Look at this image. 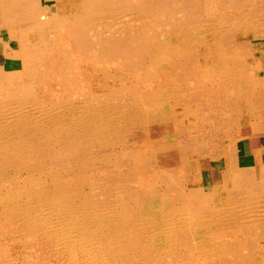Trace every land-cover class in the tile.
Masks as SVG:
<instances>
[{
  "label": "bare ground",
  "instance_id": "1",
  "mask_svg": "<svg viewBox=\"0 0 264 264\" xmlns=\"http://www.w3.org/2000/svg\"><path fill=\"white\" fill-rule=\"evenodd\" d=\"M130 1H133V5L136 10H141V9L151 10L152 3L150 2V0H130ZM178 2L179 1H177V3ZM256 2L258 4V0ZM115 7H117L116 0H0V48L3 47L2 55H0V159L1 157H3L4 159L3 156L4 152L7 153L11 150L14 155H17L19 153L16 152L17 148L25 145L24 144L25 142H23L24 140L23 137L25 136L26 133L28 134L29 131L34 132L33 134L38 138L44 139L43 142L46 143L56 134L57 135L59 133L60 135L61 134L66 135L67 133L71 134V132H69L70 130L72 129L76 130V128H81L84 130V133L88 135V137L89 136L91 137V140L94 141L93 144L95 142H102L110 150V153L108 154V158L106 160L107 164L110 163V165H112V162L114 161L118 162L119 160H123V159L126 162H129L127 163V165L129 166V170L127 168V171H129L130 176L134 179V184L131 187L130 184L128 185V183H126L127 181H125V179L119 177L118 182H121V187H124L125 189V195L123 197L113 198L110 200V202L108 200L109 203L107 205L102 203V201H98L99 200L98 199L95 200V204H92L94 206L91 209L89 207L88 208L85 207L87 209H85L83 212L81 211L83 210L81 208H80L81 212L79 211L76 212L77 210L75 211L74 209L71 208V207H75V204L74 206H71L70 204L71 207H69L68 209H63L64 205L63 207L60 206L59 203L55 205L54 201L57 202V199H54L53 201L54 204L45 202L47 201V199L44 198L43 195L44 192L42 189H40L42 191H39L38 188L40 184L39 182L41 181V178H43L44 175L39 177L31 176L29 178V181L31 182L30 184L31 188L29 187L28 189L29 194L24 196L20 187V185H22L21 183L24 182L21 179L22 175L20 178L12 170L6 169V172H8L7 174L9 175V177L6 174L5 177L2 179V181L9 182V185H7L6 187L5 186L1 187L0 185V211H3V213L5 212L4 214H6V209H9L10 213L12 211V219L10 215H7L8 218L7 219L5 218L3 220L4 222L2 221L0 224V264H59L55 262V258H53L54 261L49 260L50 263L48 262V260L45 261L46 259L41 260L37 257L30 258L31 256L30 257L26 256V254H28L27 251L26 254H24V257H22V261H20L19 263L17 262L16 259L19 257V254L17 253L18 251L17 249H22V251L28 249H34V247H30L31 245L27 246L26 243H24L25 245L19 246L18 243H21L20 239H22L24 235L30 237L31 234H34L35 232L37 233L38 231H39L38 234H40L43 240L46 241L50 240V242L54 243V244L51 243V246L53 245L58 250L64 249V251L68 255V262H69L68 264H75V263L76 264L79 263L119 264L122 258H124L125 256H128L129 258L130 255H134V254H140L142 256L141 258L143 259V261H145L147 264L148 263L151 264H264V237L259 236L261 235L260 232L259 235L257 236L254 232V229H256L255 227H258L259 230L264 231L263 228L264 227L263 226L264 194L261 198H259L256 193L259 192L256 188L257 187L256 183H258L256 181L258 179H259L258 181H260L261 179L263 181L264 179V164H261L259 169H257L256 162L254 160L255 158L253 159L251 164L248 165L242 164V162L240 161L241 153L239 146L245 140H248L251 146V142L249 140L250 138L248 136H244L245 134L244 130L247 129L248 127L255 135L258 134L259 132H264V117L261 118L260 116V113L263 114L264 112V105H254L250 103V97L253 96L258 90L264 89V76L263 75L259 76L258 74L259 71L260 73L261 70L264 71V63L258 62L256 60L253 61L251 60L247 62V60H245V58L241 56V58L246 61L245 66L244 65L242 66L241 64L236 65V61L237 59H240L239 58L240 55L237 53L233 55L234 56L233 57L231 53L232 57L225 59V56L221 55L224 51L218 53L221 55L218 56H220V58L223 59L218 61V59L215 60L211 59V57L209 56L210 55L209 52L211 51L206 52L202 48L199 49L197 48L198 51L195 50L196 51L195 54H197L199 58H197L196 59L197 61L195 60V63H193L194 64L193 67L195 69L193 73H195L196 76L200 74V77H202V82L200 81L195 83L193 81L191 82V80L190 82L185 80V83L188 82L186 86L179 87V86H183L182 85L183 83H180L181 85H178L176 83L177 81H175V78L173 79L172 77H170V74L172 72L171 60L174 63L176 59H181L183 57L185 58L186 57L185 53L187 49L186 51L183 50L185 51V53L182 52L181 45L179 47L181 49L180 50L177 46L179 42L177 43V41L171 39L172 37L171 35L170 39H168L167 41L168 45H166L169 48L166 51L159 52L158 56H156V58L153 59L154 63L153 64H151L152 62L150 63L151 65L148 68V73L150 76L148 77V79H146L145 76L144 78L142 76H139L140 78L142 77L143 80L142 83L144 87L142 88V90L143 89L146 90L148 87H150L151 84H153V82H156V80L161 82V84H163L164 87L162 88L153 87L150 88V90H146L147 93L145 95L142 94L140 96L142 97V99L136 100L135 102L136 104L134 105L133 110L131 108L132 110L131 112H129L130 110H127L126 108L127 106H126L122 109L118 108L117 112H108L107 114H105L104 117L103 115L104 112L102 113L101 110L97 106H95V104L92 105L91 102L88 103L85 102L84 100L82 101V103L80 102L81 104L79 106L77 105L78 107L72 104L68 105L67 107L65 106L66 109L65 112L63 113V116L62 114L56 115L57 113L54 116L55 111L52 112L51 110H47V108L42 109L44 108L43 100L46 99H42V101H37V102L35 100L34 102V100L30 99V96L26 97L27 93L30 92L31 88L35 86L34 81H32L34 77L38 76V78L41 79V77L43 76L44 72L47 70V67L50 64L52 66V69H55L52 62H47L46 60L48 55L47 52L49 48L54 50L55 51L54 54H56L57 52L56 50L63 47L64 54L60 56L61 59L56 60L58 61L57 64H54L56 69L59 70V71L57 70L58 73L63 75L62 83L60 82L61 86L65 82L64 78L70 76L71 72L75 69L76 70L79 69L78 74L81 75L80 77H82L84 82H88L93 78L94 74H93L92 64L96 63V58L94 57L96 56L95 53H97V51L94 50V54H95L94 55L92 54L93 50L91 51V48H88V50H90L89 52H92L90 56L94 55L92 57H88L87 50L85 51L84 49H80L79 46H74L72 45V43H68L69 41L67 42L66 39H71L69 36H67V34L69 33L72 36V38H74L73 36L80 37L79 33L86 32L87 34V31L91 30L96 25L101 24L103 20L104 22H106L105 20H108L112 14L117 13L119 10H115ZM179 9L181 8L179 7ZM185 13H187V11ZM150 17L147 14H142L136 19H130L129 22L123 21L121 27L122 30L121 29L120 30L122 32L123 31L129 32V30H131V27L137 23L139 24L140 22H144V20L150 22L152 20V18ZM189 19L188 21H191L190 17ZM213 19L215 20V18ZM225 21L226 20H224V22ZM61 23L67 24V27L65 28L64 31H59L58 29V26ZM129 23H131L132 26H130ZM101 28H103V30L107 32L108 29L112 28V25L110 27L109 24H107ZM153 28H155V26ZM176 28L177 27H174L173 30H176ZM146 29L147 28H145V30ZM143 30H142V34L143 32L145 33V30L144 31ZM207 30H204L199 33H197L198 30H196L197 31L196 32L197 40H195L196 43L197 42L200 44L202 43V45L204 46H209L210 44L211 45L213 44L214 41H212V37L208 35L209 33L207 32ZM136 31H134L135 32L134 34H137ZM74 33H76L77 35ZM100 33L102 32L100 31ZM242 35L244 36V33L241 34V36ZM115 36L118 35L116 34ZM204 36H206V38L208 39L207 42ZM98 37L99 40L101 41V35ZM92 38L93 37H91L90 39ZM115 39H117V37ZM97 40L96 41L94 40L95 43L97 42ZM148 41H150V38ZM215 41H216L215 43L217 44V40ZM102 43L100 44V46L102 45ZM150 45L153 46V44ZM96 47L94 49H96ZM138 47L139 48L137 49L139 50L140 45ZM211 49L212 48H210V50ZM259 49H260L259 46H257L254 49V51L259 53L260 51ZM122 50H125L123 49V46H122ZM195 51H192V53ZM136 52L137 51H135V53L133 52L134 55L136 54ZM212 52H214V50ZM124 55L126 54L124 53ZM141 56L143 57V55ZM169 56L170 58H168ZM72 57L81 58V59L79 58L78 61L80 66L78 65L77 67H73L76 63L72 62ZM116 58L117 57H115V59ZM5 59L8 60L10 59L19 62L20 66H18L17 69L15 70L7 71L3 66ZM75 60H77V58ZM124 62L125 61L123 60V64ZM126 65L128 66V64ZM144 65H140V66L143 67ZM94 66H97V64L96 65L94 64ZM130 66L132 67L133 65L131 64ZM144 71L145 73L147 72L146 70ZM188 71L189 69L187 70V72ZM134 74H136V72ZM117 75L120 85L119 88L115 89L116 91L115 96L118 97L122 93L132 94L136 96L135 95L136 89L134 90V88H131V86L127 85L128 84L127 81H125L123 78L121 79L122 76H120L119 72H117ZM28 77L29 78L33 77V78L28 80ZM139 77L137 76V78ZM75 79L73 78L74 81ZM106 83L108 82H105V84ZM98 84L100 83L97 82V84L95 85L98 86ZM55 86L58 85L56 84ZM121 86L124 87V88L122 87V90L120 88ZM106 88L107 87H104L103 90L104 92L106 91ZM78 91L77 93H79ZM47 93H49V91L46 92V94L44 92L43 95L44 97L43 96L42 97L46 98V95L48 97ZM68 93L70 92L68 91ZM85 97L87 98V96H84L83 98ZM122 98L123 100H125L124 97ZM49 99H52V97ZM173 101H175L176 110L173 113H171L172 110L171 103ZM180 101H182V103L184 101L185 104L195 107H197V105H200V102L204 101L205 103H208L205 105L206 108L208 109L207 114L205 113V111H201L199 112L198 116L195 115V113H194L195 116H190L194 118H188V116L185 117L183 113L179 112L183 108H181L180 110L178 109V107L181 104ZM237 102H239L240 104H238ZM130 103H128L127 105H129ZM132 104H133V100H132ZM202 105L204 104L202 103ZM125 117H128L126 119H128L129 122L133 125L132 127L136 125H142L143 127L147 126L150 131L147 135V138L144 141L145 143L142 149H132V150L129 149L123 154H121L120 152L118 153L114 150L115 149L114 144L117 146L116 143L119 141L120 138H122L121 136L125 132L123 128L121 131V127H120L119 129L120 133H119L116 127L118 121L123 118L125 119ZM187 119L189 120V122L187 123L190 124L189 127L190 129H188L187 131H182V136H180L179 128L181 127V125H183L186 122ZM162 121H164V124L165 122H167L168 124L173 123V128L169 131V134L164 133V130L161 127L162 124L160 125ZM204 121L205 123H203ZM197 122L201 125V127L198 130L194 129L195 125H197ZM208 123L209 124L211 123L210 124L211 126H213L214 124L216 129L211 130L210 128V130H207L206 126L208 125ZM213 131H215L219 136H222L226 143L223 142V144L221 143L220 145L219 143L214 144L212 141H215V139L213 140V137H211L213 136L212 133ZM184 135L187 136V142L189 144H186L183 141H181ZM42 139H40V141ZM72 140L74 139L72 138ZM118 146H119V142H118ZM46 153H48L49 155V152ZM86 153H88V151ZM65 154L66 153H64V155ZM66 156H68V153L66 154ZM92 156L93 154L91 155V157ZM207 160L209 161L210 168L208 170H204L203 162ZM27 164L31 165L29 163ZM94 164L96 165V163ZM132 164L138 165L137 166L138 169L137 168H136L137 170L133 169ZM68 166L70 167V165ZM148 167H152L153 170L151 171L150 168ZM1 169L3 170V168ZM217 170H219L220 172L219 173L220 180L218 182H215L213 178V172ZM49 171L52 172L51 170ZM204 171H210L212 174L211 177L212 184L210 185V187L204 182V178H203ZM12 172L14 173V175H12ZM37 172L39 173V171ZM233 174L236 175V178H232ZM45 177H47L48 180L56 179V177L52 173L46 174ZM95 177H93V180L95 179ZM102 177L104 176L102 175ZM25 180H27V178ZM71 180L75 181L73 178ZM198 181H202L203 183L201 185L202 189L200 190L198 189V187L200 186H195V183H197ZM235 182H237V184H239V187H241L239 188L241 193L239 194V197L236 198H240V199L245 198L252 200V203L246 206L245 208L242 207L237 208L235 205H233L234 196L232 192L235 189L234 188ZM75 186L77 187V185ZM89 186L90 185H88V187ZM80 188L78 187L79 191ZM208 188L210 189V191H207ZM61 189L63 188L61 187ZM41 198L42 200L39 203L38 202L30 203L32 199L38 200ZM74 198L76 200V197ZM10 219L12 220L13 226L17 227V230L23 232L24 234L23 236L21 235L19 238L18 236H16V238H12L13 239L12 245H11L12 242L8 243L6 239L7 238L6 235L9 236L14 233V229L12 228L10 229V226L7 224L10 221ZM4 223L6 225H2ZM229 232L232 234L229 235L228 234ZM33 236H31V238ZM29 237L27 238V240L29 239ZM37 237H34V239ZM23 241L25 240L23 239ZM39 248H41V246ZM50 249L51 248H49V250ZM60 255H65V254L61 253ZM64 257L65 256H63V258ZM79 260H81L82 262H79ZM175 260L177 261V263L175 262ZM122 264L124 263L122 262Z\"/></svg>",
  "mask_w": 264,
  "mask_h": 264
},
{
  "label": "rangeland",
  "instance_id": "2",
  "mask_svg": "<svg viewBox=\"0 0 264 264\" xmlns=\"http://www.w3.org/2000/svg\"><path fill=\"white\" fill-rule=\"evenodd\" d=\"M117 1V7H115V10H119L117 13L112 14L110 16V18L108 20H105L106 22H104V20L101 22V24L96 25L94 28H92L91 30L83 33H79L80 37H76L73 36L74 38H72V36L68 33L67 36H69L71 39H66L68 43H72V45L74 46H79L80 49H84L85 51L87 50L88 52V57H92L96 54V56L94 58H96V63H93V78L88 81V82H84L82 77H80L81 75L78 74V70H73L71 72L70 76H67L64 78L65 82L62 84V86L60 85L62 83L63 80V75L58 73V69H56L54 64H57L58 61H56L57 59H61L60 56H62L64 54L63 51V47L58 50H56V54H54V50L52 49H48L47 52V62H52L53 66L55 69H52L51 64L47 67V70L44 72L43 76L40 78L37 77H28V80L32 79V81H34L35 86L33 88H31L30 92L27 93L26 97L30 96L31 100H36L37 101H42V99H46L43 100V107L42 109L47 108V110H51L52 112H54V116L56 115H61L63 116V113L65 112V109L68 105H75V106H79L82 101L85 100V102H91L92 105L95 104V106H97L101 112L103 113L104 117L105 114H107L108 112H117L118 108H124L126 107L127 110H130L129 112H131L134 108V105L136 104V100H140L142 99V97H140L142 94H146L147 91L146 90H150V88L156 87V88H162L164 87L163 84H161V82H159L158 80H156V82H153V84L150 85V87H148L146 90H142V88L144 87L143 83H142V77L146 79H148V77L150 76L148 73V68L151 64L154 63V60L156 58V56H158L159 52L161 51H166L169 47L166 46L168 45V39H170L171 35V39L177 41V46L178 48L181 45V49L182 52L185 53L186 49V53H185V58H181V59H176L174 61V63L171 60V64H172V72L170 74V77H172L173 79L175 78V81H177L176 83L178 85H181L180 83H183V86H179V87H185L186 84L188 82H202V77H200V74H198L196 76L195 73H193L195 71L194 69V64L195 60L197 58H199V56L196 53V51H198L199 48H202L203 50L207 51H211L209 52V56L211 57V59H218V61L223 60L220 58L221 55L225 56L226 58H230L235 54H239L240 55V59H237L236 61V65L241 64L242 66H245V60H247V62L249 61H253L256 60L258 62L264 63V0H258V4H257V0H150V2L152 3V7L151 10H136L134 8L133 5V1L130 0H116ZM177 1H179L177 3ZM221 1V2H219ZM223 1V2H222ZM232 1V2H231ZM121 2V3H120ZM132 2V3H131ZM240 2V3H239ZM119 3V4H118ZM177 3V4H176ZM220 3V4H219ZM185 4V5H184ZM242 4V5H241ZM263 4V5H262ZM178 5V6H177ZM163 6V7H162ZM186 6V7H185ZM220 6V8H219ZM179 7L181 9H179ZM134 8V9H132ZM160 8V9H159ZM165 8V9H164ZM175 8V11H174ZM218 8V9H217ZM130 9V10H129ZM159 9V10H157ZM164 9V10H163ZM200 9V10H199ZM181 10V11H180ZM131 11V12H130ZM160 11V12H159ZM166 11V12H165ZM187 11V13H185ZM181 12V13H179ZM205 12V13H204ZM125 14V15H124ZM132 14V15H131ZM142 14H147L150 18H152V20L150 22H148L147 20H144V22H140L139 24H135L132 26L131 23L130 26L131 30H129V32H122L121 27H122V23L123 21L129 22L130 19H136L137 17H139ZM167 16H166V15ZM179 14V15H178ZM184 14V15H183ZM202 14V15H201ZM164 15V16H163ZM170 15V16H169ZM173 17H172V16ZM178 15V16H177ZM206 15V16H205ZM223 15V16H221ZM115 16V17H113ZM117 16V17H116ZM128 16V17H127ZM166 16V18H165ZM186 16V17H185ZM188 16V18H187ZM192 16V17H191ZM202 16V17H201ZM124 17V18H123ZM189 17L191 18V21H188ZM186 18V19H185ZM193 18V19H192ZM215 18V20L213 19ZM112 19V20H111ZM154 19V20H153ZM161 19V22H160ZM195 19V20H194ZM203 19V21H202ZM117 20V21H116ZM120 20V21H119ZM165 20V21H163ZM190 20V19H189ZM205 20V21H204ZM208 20V21H207ZM222 20V21H221ZM224 20H226L224 22ZM250 20V21H249ZM109 23H108V22ZM113 21V22H112ZM163 21V22H162ZM168 23H167V22ZM173 21V22H172ZM188 21V22H186ZM198 21V23H197ZM210 21V22H209ZM218 21V23H217ZM172 22V23H171ZM181 22V24H180ZM191 22V24H190ZM195 22V23H194ZM208 22V23H206ZM224 22V23H223ZM228 22V23H227ZM247 22V23H246ZM250 22V23H249ZM112 23V24H111ZM118 23V24H117ZM163 23V24H162ZM165 23V24H164ZM171 23V24H169ZM187 23V24H185ZM205 23V24H204ZM213 23V24H212ZM215 23V24H214ZM220 23V24H219ZM227 23V25H226ZM237 23V24H236ZM104 24V25H103ZM109 24V26L112 28L108 29L107 32H105V30H103V26ZM202 26H201V25ZM223 24V25H222ZM235 24V25H232ZM245 24V25H244ZM101 25V26H100ZM116 25V26H114ZM160 27H159V26ZM165 25V27H164ZM168 25V26H167ZM209 25V26H208ZM214 25V26H212ZM254 25V26H252ZM98 26V27H97ZM129 26V27H130ZM147 26V27H146ZM151 26V27H150ZM155 26V28H153ZM171 28H170V27ZM182 26V27H181ZM199 26V27H198ZM207 26V27H206ZM211 26V27H210ZM67 27L66 23H61L58 26L59 31H64L65 28ZM117 27V28H116ZM167 27V28H166ZM174 27H177L176 30H173ZM184 27V28H183ZM196 27V28H195ZM253 27V28H252ZM255 27V28H254ZM97 28V29H96ZM135 28V29H134ZM139 28V29H138ZM145 28H147L145 30ZM149 28V29H148ZM160 28V29H159ZM188 28V29H187ZM194 28V30H193ZM214 28V31H213ZM233 28V29H232ZM238 30H237V29ZM116 29V30H115ZM121 29V30H120ZM145 30V33L143 32L142 34V30ZM155 29V30H154ZM182 29V30H181ZM187 29V30H186ZM208 29V30H207ZM112 30V31H111ZM138 32H137V31ZM143 30V31H144ZM166 30V32H165ZM198 30V32L196 31ZM204 30H207V32L209 33L208 35H210V37H212V41L213 44L210 46H204L202 45V43H196L195 40H197V33L202 32ZM251 30V31H250ZM100 31L103 33H100ZM136 31L137 34H134ZM152 31V32H149ZM158 31V32H156ZM161 31V32H160ZM174 31V32H173ZM188 31V32H187ZM195 31V32H194ZM246 31V32H245ZM90 34H89V33ZM120 32V33H119ZM122 32V33H121ZM140 32V33H139ZM197 32V33H196ZM234 32V33H233ZM239 32V33H238ZM108 35H107V34ZM129 33V34H127ZM156 33V34H155ZM162 33V34H160ZM171 33V34H170ZM184 33V34H183ZM215 33V34H214ZM217 33V34H216ZM222 33V34H221ZM232 33V34H230ZM244 33V36L241 34ZM253 33V34H252ZM76 34V33H74ZM83 34V35H82ZM89 34V35H88ZM106 34V35H105ZM118 36H115V35ZM123 34V35H121ZM133 34V36H132ZM150 34V35H149ZM156 36H154V35ZM238 34V35H237ZM252 34V35H251ZM77 35V34H76ZM101 35V41L99 40V37ZM139 35V36H138ZM180 35V36H179ZM186 35V36H185ZM189 35V36H188ZM108 36V37H106ZM121 36V37H120ZM132 36V38H131ZM162 36V38H161ZM185 36V37H184ZM188 36V37H187ZM196 36V37H195ZM221 38H219V37ZM230 36V37H229ZM233 36V37H232ZM91 37H93L92 39H90ZM95 37V38H94ZM105 37V38H104ZM117 37V39H115ZM137 37V38H136ZM152 37V38H151ZM156 39H155V38ZM165 37V38H163ZM183 37V38H182ZM206 38V36H204ZM225 39H224V38ZM238 37V38H236ZM241 37V38H240ZM150 38V41H148ZM154 38V40H153ZM98 39V40H97ZM107 39V40H106ZM110 39V40H109ZM112 39V41H111ZM115 39V40H113ZM123 39V40H121ZM126 39V40H125ZM129 39V40H128ZM136 39V40H135ZM140 39V40H139ZM160 39V40H159ZM179 39V40H178ZM184 39V40H182ZM243 39V40H242ZM252 39V40H251ZM97 40V42L95 43V41ZM106 40V41H105ZM134 40V41H133ZM166 40V41H165ZM189 40V41H188ZM217 40V44L215 43ZM223 40V41H222ZM105 41V42H104ZM126 41V42H125ZM141 41V42H140ZM153 41V43H152ZM162 41V44H161ZM165 41V42H164ZM195 41V43H194ZM208 41V39L206 38V42ZM221 41V42H220ZM91 42V43H90ZM99 42V43H98ZM104 42V43H102ZM114 42V43H113ZM134 42V43H133ZM156 42V43H155ZM167 42V43H166ZM186 42V43H185ZM189 42V43H188ZM223 42V43H222ZM57 43V42H56ZM98 43V44H97ZM102 43V47L100 46V44ZM106 43V44H105ZM110 43V45H109ZM132 43V44H131ZM149 43V44H148ZM164 43V45H163ZM215 43V44H214ZM116 44V45H114ZM127 44V45H126ZM150 44H153V46H151ZM193 44V45H192ZM85 45V46H84ZM113 45V46H112ZM126 45V46H125ZM133 45V46H131ZM140 45V49L138 50L137 48H139L138 46ZM160 45V46H159ZM201 45V46H200ZM206 45V44H205ZM97 46V47H96ZM105 46V47H104ZM109 46V48H108ZM122 46L123 49L122 50ZM190 46V47H189ZM192 46V47H191ZM220 46V47H219ZM259 46V53L255 52L254 49ZM96 47V49H94ZM113 47V48H112ZM133 47V48H132ZM150 47V48H149ZM214 47V48H213ZM219 47V48H217ZM228 47V48H227ZM237 47V48H236ZM88 48H91V51L93 52H89L90 50H88ZM102 50H100V49ZM132 48V49H131ZM198 48V49H197ZM210 48H212L210 50ZM1 49V48H0ZM105 49V50H103ZM131 51H130V50ZM180 49V48H179ZM180 49V50H181ZM208 49V50H207ZM219 49V51H218ZM94 50L97 51V53L94 54ZM110 50V51H109ZM122 50V51H121ZM129 50V51H128ZM134 50V51H133ZM157 50V51H156ZM185 50V51H183ZM195 51L192 53V51ZM214 50V52H212ZM52 51V52H51ZM109 51V52H108ZM120 51V52H119ZM136 52V56L134 55V53ZM142 51V52H141ZM224 51V52H223ZM130 52V53H129ZM134 52V53H133ZM139 52V53H138ZM141 52V53H140ZM152 52V53H151ZM217 52V53H216ZM219 52H223L221 55L218 54ZM234 52V54H233ZM59 53V54H58ZM90 53V54H89ZM92 54V56H90ZM107 53V54H105ZM113 53V54H111ZM124 53L126 55H124ZM128 53V54H127ZM145 53V54H144ZM194 55H192V54ZM232 53V56H231ZM263 53V54H262ZM61 54V55H60ZM104 54V55H103ZM117 54V56H116ZM120 54V55H119ZM123 54V55H122ZM150 56H149V55ZM154 54V56H153ZM212 54V56H211ZM225 54V55H224ZM55 55V56H54ZM107 55V56H106ZM119 55V57H118ZM143 55V57L141 56ZM146 55V56H144ZM214 55V56H213ZM220 55V56H218ZM244 55V56H243ZM127 56V57H126ZM135 58H133V57ZM191 56V57H190ZM198 56V57H195ZM244 57V59L241 58ZM53 57V58H52ZM60 57V58H59ZM100 57V59H99ZM115 57H117L115 59ZM123 57V58H122ZM165 57V55H164ZM193 57V58H192ZM234 57V56H233ZM249 57V58H248ZM55 58V59H54ZM73 58H77V60L73 59ZM80 58V57H79ZM79 58L78 57H72V62L76 63L73 67H77L79 65ZM98 58V59H97ZM120 58V59H119ZM125 58V59H124ZM139 58V59H137ZM170 58V56L168 57ZM259 58V60H258ZM49 59V60H48ZM54 59V60H53ZM81 59V58H80ZM129 59V60H128ZM173 59V58H172ZM183 59V60H182ZM191 59V61H190ZM123 60L125 61L123 64ZM136 60V61H134ZM139 60V61H138ZM152 60V61H151ZM193 60V61H192ZM242 60V61H241ZM85 61V60H84ZM107 61V62H106ZM122 61V62H121ZM127 61V62H126ZM142 61V62H141ZM197 61V60H196ZM55 62V63H54ZM78 62V63H77ZM86 62V61H85ZM111 62V63H110ZM138 62V63H137ZM152 62V63H151ZM238 62V63H237ZM240 62V63H239ZM244 64H243V63ZM87 63V62H86ZM118 63V64H117ZM128 64V66L126 64ZM151 63V64H150ZM185 63V64H184ZM94 64L97 66H94ZM133 65L132 67L130 65ZM145 64V65H144ZM174 64V65H173ZM110 65V66H108ZM113 67H112V66ZM140 65H144L143 67ZM148 65V66H147ZM176 65V66H175ZM185 65V66H184ZM259 65V64H258ZM20 66V63H11L9 65H7V68L10 69L12 67H18ZM80 66V65H79ZM126 66V67H125ZM260 66V65H259ZM141 67V68H140ZM183 67V68H182ZM134 68V69H133ZM189 69V71L187 72V70ZM260 68V67H259ZM100 69V70H99ZM131 69V70H130ZM133 69V70H132ZM53 70V71H52ZM58 70V71H57ZM109 70V71H108ZM112 70V71H111ZM143 70V71H141ZM146 70L147 72L145 73ZM100 71V72H99ZM115 71V73H114ZM122 71V72H121ZM126 71V72H125ZM174 71V73H173ZM178 71V72H177ZM51 72V73H50ZM54 72V73H53ZM98 72V73H97ZM109 72V73H108ZM117 72H119L121 79L123 78L125 81H127V85L131 86V88H134L135 90V95L132 94H126V93H122L120 96L116 97L115 96V89L119 88L120 82L118 80V75ZM136 72V74H134ZM141 75H140V73ZM58 73V75H57ZM75 73V74H74ZM129 73V74H127ZM262 73V74H261ZM258 72L259 76H264V71L261 70ZM52 74V75H51ZM99 74V75H98ZM113 74V75H111ZM126 74V75H125ZM144 74V75H143ZM148 74V75H147ZM175 74V75H174ZM76 77H75V76ZM174 75V76H173ZM50 76V77H49ZM109 76V77H108ZM126 76V77H125ZM128 76V77H127ZM136 76V77H134ZM137 76H142L141 78H137ZM177 76V77H176ZM180 76V77H179ZM78 77V79H77ZM80 77V78H79ZM131 77V78H130ZM58 78V79H57ZM73 78L75 79V81L73 80ZM104 78V79H103ZM69 79V80H68ZM108 79V80H107ZM137 79V80H136ZM179 79V80H178ZM193 79V80H192ZM54 80V81H53ZM79 82H77V81ZM103 80V81H102ZM140 80V81H139ZM185 80L188 81L187 83H185ZM135 81V82H134ZM137 81V82H136ZM140 83H139V82ZM181 81V82H180ZM61 82V83H60ZM79 84H77V83ZM82 82V83H81ZM97 82H99L100 84H97ZM104 85H103V83ZM105 82H108L105 84ZM134 82V83H133ZM54 83V84H53ZM58 86H55L56 84ZM59 83V84H58ZM90 83V85H89ZM138 85H137V84ZM48 84V85H45ZM84 84V85H83ZM87 84V85H86ZM92 84V85H91ZM50 85V86H49ZM72 85V87H71ZM75 85V86H74ZM83 85V86H82ZM94 85V87H93ZM101 85V86H100ZM134 85V86H133ZM158 87H157V86ZM52 86V87H51ZM86 86V87H85ZM97 86V87H95ZM100 86V87H99ZM133 86V87H132ZM49 87V88H48ZM84 87V88H83ZM90 87V88H89ZM104 87L106 88V91L104 92ZM109 87V88H108ZM116 87V88H114ZM121 86V90H122ZM178 87V88H179ZM58 88V89H57ZM79 88V89H78ZM87 88V89H86ZM94 88V89H92ZM124 88V87H123ZM46 90V91H44ZM79 90V91H78ZM85 90V91H83ZM90 90V91H87ZM94 90V92H93ZM120 90V93H121ZM124 90V89H123ZM48 97L46 95V98H43L44 96V92L46 94V92H48ZM68 91L70 93H68ZM77 91L80 93H77ZM62 92V93H61ZM74 92V93H73ZM89 92V93H88ZM91 92V93H90ZM123 92V91H122ZM259 92V93H257ZM253 96L250 97V103L254 104V105H264V89H260L258 90ZM30 94V95H29ZM35 94V95H34ZM62 94V95H61ZM77 94V95H76ZM79 94V95H78ZM53 95V96H52ZM58 95V96H57ZM83 95V96H82ZM92 95V96H91ZM125 95V96H124ZM130 95V96H129ZM43 96V97H42ZM61 96V97H60ZM72 96V97H71ZM80 96V98H79ZM84 96H87V98H83ZM94 96V97H93ZM100 96V97H99ZM134 96V97H133ZM257 96V97H256ZM35 97V99H34ZM52 99H49L51 98ZM89 97V99H88ZM93 97V98H91ZM96 97V98H95ZM112 99H111V98ZM114 97V98H113ZM125 100H123V98ZM126 97V98H125ZM262 99H260V98ZM56 98V99H55ZM62 98V99H61ZM68 98V99H67ZM72 98V99H71ZM95 98V99H94ZM99 100H98V99ZM120 98V100H119ZM135 98V99H134ZM255 98V99H254ZM260 100H259V99ZM54 99V100H53ZM67 99V100H66ZM118 99V100H117ZM253 99V100H252ZM28 100V99H27ZM74 100V101H72ZM78 100V101H77ZM106 100V101H105ZM128 100V101H126ZM132 100H133V104H132ZM256 100V101H255ZM59 101V102H58ZM96 101V102H95ZM73 102V103H72ZM81 102V103H80ZM131 102V103H130ZM181 104L178 107V109L180 110L179 112L183 113V115L186 117L188 116V118H194V117H190V116H195L199 114V112L201 111H205V113L207 114V108H206V104L204 101L200 102V105H197V107L195 106H190L188 104H185L184 101L182 103V101H180ZM240 102V101H239ZM239 102H237L238 104H240ZM64 103V104H63ZM128 103H130L129 105H127ZM202 103L204 105H202ZM45 104V105H44ZM99 104V105H96ZM105 104V105H104ZM54 108H53V106ZM109 105V106H108ZM113 107H112V106ZM133 105V106H132ZM175 101H173L171 103V113H173L176 110V106H175ZM210 105V104H209ZM58 106V107H57ZM61 106V107H60ZM66 106V107H65ZM77 106V107H78ZM116 106V108H115ZM174 106V107H173ZM190 106V107H189ZM205 106V107H203ZM63 107V108H62ZM53 108V109H52ZM109 108V109H108ZM129 108V109H128ZM132 108V110H131ZM187 108V109H186ZM63 111H61V110ZM108 109V111H107ZM205 109V110H204ZM178 111V110H177ZM186 112V113H185ZM177 113V112H176ZM195 113V115H194ZM187 114V115H186ZM261 118L264 117V112L263 114L260 113ZM128 117H125V119H120L117 123V131L120 133V127H121V131L122 128L125 131L124 134L121 136L122 138H118L119 139V146H118V142L116 143L117 146L114 144L115 146V151L116 152H120L121 154H123L124 152H126L127 150H132V149H142L144 146V141L147 138V135L149 133V128L147 126H142V125H136L134 127H132L133 125L129 122L128 119H126ZM122 121V122H121ZM124 121V123H123ZM126 121V122H125ZM128 122V123H127ZM187 122H189V120L187 119L186 122L181 125V127L179 128L180 130V136H182V131H187L188 129H190V124H188ZM205 123V121L203 122ZM162 124V125H161ZM211 124V123H210ZM209 123L206 126L207 130H214L216 129L215 125L213 124V126H211ZM128 125V126H127ZM161 127L164 130V133L169 134V131L173 128V123H167L164 121H162L160 123ZM127 127V128H126ZM129 127V129H128ZM148 129H147V128ZM201 127V125L197 122V125H195L196 130H198ZM133 128V129H132ZM137 128V129H136ZM203 128V127H202ZM126 129V130H125ZM136 129V130H135ZM145 129V130H144ZM129 130V131H128ZM131 130V131H130ZM148 130V131H147ZM78 131V132H76ZM167 131V132H166ZM70 133H67L66 135H63L60 133L57 135H54V137H52L49 141H47L46 143L43 142L44 139L42 138H38L37 136H35L32 131H29L28 134L26 133L25 136L23 137V142H25L24 146H20L19 148H17V155H14L12 153V150L7 152V153H3L4 159L3 157H1L0 159V185L1 187H6L7 185H9V182H3L2 179L5 177V175L8 173L6 172L7 170H12L16 175H18L21 178L22 175V180L24 182H22L20 185L21 187V191L23 192L24 196L29 194V187L31 188L30 184L31 182L29 181V178L31 176H35V177H39V176H43V178H41V181L38 183L39 186V191L44 192V198L47 199V201L45 202H49V203H53L54 199H57V202L54 201L55 205H57V203L60 204V206L66 207L63 209H68L71 206L75 207H71L72 209H74L76 212H83L85 209H87L88 207L91 209L95 204V200L98 201H102V203L104 204H108L110 202L111 199L113 198H121L125 195V189L124 187H121V182H118L119 177L122 179H125V181H127L126 183H128V185L130 184V186L132 187L134 184V179L130 176L129 171H127V168L129 170V166L127 165V163L124 159L123 160H119L112 162V165L107 164L106 160L108 158V154L110 153V150L106 147L105 144H103L102 142H95L93 144V140H91V137L88 135H86V133H84V130L81 128H76L70 130ZM131 133V134H129ZM213 133V140L215 139V141H212L214 144L219 143V145L223 142H225L224 138L222 136H219L215 131L212 132ZM244 136H248L251 142V146L248 140H245L244 142H242L239 146H240V153H241V158L240 161L242 162V164L248 165L251 164L253 159L256 162V167L257 169H259L261 164H264V132H259L258 134H253L251 129L248 127L247 129L244 130ZM262 134V135H261ZM28 135V136H27ZM69 135V136H68ZM82 135V136H81ZM86 135V136H85ZM61 136V137H60ZM81 136V137H80ZM124 136V139H123ZM33 137V138H32ZM261 137V138H260ZM63 138V139H62ZM72 138L74 140H72ZM87 138V139H86ZM129 138V139H127ZM40 139H42L40 141ZM58 139V140H57ZM21 140V139H20ZM62 140V141H61ZM66 140V141H65ZM70 140V141H69ZM79 140V141H77ZM90 140V141H89ZM258 140V142H257ZM57 141V142H56ZM89 143H88V142ZM181 141H183L186 144H189L187 142V136H183ZM35 142V143H34ZM54 142V143H53ZM59 142V143H58ZM72 142V144H71ZM77 142V143H74ZM92 142V143H91ZM257 142V143H256ZM65 145H64V144ZM226 143V142H225ZM254 143V144H252ZM34 144V145H33ZM60 144V145H59ZM69 146H68V145ZM71 144V145H70ZM77 144V145H76ZM86 144V145H85ZM55 145V146H54ZM63 145V147H62ZM80 145V146H79ZM89 145V146H88ZM98 145V146H97ZM28 146V147H27ZM41 146V147H40ZM85 146V147H83ZM91 146V148H90ZM98 148H96V147ZM39 147V148H38ZM71 147V148H70ZM104 149H103V148ZM122 147V148H121ZM41 148V149H40ZM80 148V149H79ZM83 148V149H82ZM94 148V149H93ZM117 148V149H116ZM66 149V150H65ZM87 149V150H86ZM96 149V150H95ZM101 149V150H100ZM21 150V151H20ZM55 150V151H54ZM63 150V151H61ZM72 152H71V151ZM77 150V151H76ZM83 150V151H82ZM86 150V151H85ZM23 151V152H22ZM39 151V152H38ZM88 151V153H86ZM94 151V152H93ZM108 151V152H106ZM122 151V152H121ZM15 152V153H16ZM21 152V153H20ZM28 152V153H27ZM36 152V153H35ZM49 152V155L48 153ZM52 152V153H51ZM54 152V153H53ZM79 152V154H78ZM103 155H102V153ZM25 153V154H24ZM64 153H68V156H66V154L64 155ZM77 153V154H76ZM12 156H11V155ZM22 154V155H20ZM28 156H27V155ZM32 154V155H31ZM41 154V155H40ZM52 154V155H51ZM54 154V155H53ZM93 154V156L91 157V155ZM31 155V156H30ZM60 155V156H59ZM21 156V158H20ZM27 156V157H26ZM52 156V157H51ZM97 156V157H96ZM15 157V159H14ZM20 159H18V158ZM26 160H25V158ZM60 157V158H59ZM64 157V158H62ZM67 157V158H66ZM79 157V158H78ZM89 157V158H88ZM103 159H102V158ZM262 157V158H261ZM24 158V160H23ZM30 160H29V159ZM47 158V159H45ZM71 158V159H70ZM58 161H57V160ZM86 159V160H85ZM9 160V161H8ZM24 162H22V161ZM54 160V161H53ZM68 160V161H67ZM70 160V162H69ZM89 160V161H88ZM92 162H91V161ZM99 160V161H98ZM6 161V162H5ZM16 161V162H15ZM47 161V162H46ZM86 161V163H85ZM105 161V162H104ZM8 162V163H7ZM26 162V163H25ZM44 162V163H43ZM79 162V163H78ZM82 162V163H81ZM116 162V163H115ZM123 162V163H122ZM12 163V164H11ZM27 163L31 164L28 165ZM63 163V164H62ZM96 163V165L94 164ZM7 164V165H6ZM19 164V165H17ZM36 164V165H35ZM40 164V165H39ZM83 166H80V165ZM90 164V166H89ZM105 166H104V165ZM126 164V165H125ZM38 165V166H37ZM70 165V167L68 166ZM72 165V166H71ZM110 165V166H109ZM18 166V167H17ZM29 166V167H28ZM78 166V167H75ZM88 166V167H86ZM108 166V167H106ZM133 169L137 170L138 169V165H134L132 164ZM13 167V168H12ZM24 167V168H23ZM27 167V168H26ZM54 167V168H53ZM59 167V168H58ZM75 167V168H74ZM110 167V168H109ZM113 167V169H112ZM120 167V168H119ZM122 167V168H121ZM124 167V168H123ZM135 167V168H134ZM3 168V170L1 169ZM47 168V169H46ZM97 168V169H96ZM108 171H107V169ZM118 168V169H117ZM137 168V169H136ZM150 168V170L152 171L153 168L152 167H148ZM203 168L204 170H208L210 168L209 165V161H205L203 162ZM29 169V170H28ZM54 169V170H53ZM65 169V170H64ZM16 170V171H15ZM27 170V171H26ZM39 171V173L37 171ZM48 170V173H52L54 174V176L56 177V179L53 180H48L47 177H45ZM49 170H53L52 172H50ZM61 170V172H60ZM64 170V171H63ZM72 170V171H71ZM95 170V171H94ZM100 172H99V171ZM110 170V172H109ZM116 172H115V171ZM125 172H124V171ZM3 171V172H2ZM20 171V172H19ZM55 171V172H54ZM63 171V173H62ZM87 171V172H86ZM122 171V172H121ZM5 172V173H4ZM12 172V175H14V173ZM24 172V173H23ZM30 172V173H29ZM35 172V173H34ZM37 172V173H36ZM54 172V173H53ZM73 172V174H72ZM92 172V173H91ZM4 173V174H3ZM11 173V172H10ZM20 173V174H19ZM27 173V174H25ZM61 173V174H60ZM83 173V174H82ZM88 173V174H87ZM219 170L214 171L213 172V178L215 180V182H218L220 180V174H219ZM57 174V175H56ZM94 174V175H93ZM96 174V175H95ZM100 174V175H99ZM122 174V175H121ZM72 177H71V176ZM86 177H85V176ZM102 175L104 177H102ZM126 175V176H125ZM7 176L9 177V175L7 174ZM29 176V177H28ZM62 178H61V177ZM69 176V177H67ZM75 176V177H74ZM78 178H77V177ZM80 176V177H79ZM96 176V177H95ZM111 178H110V177ZM115 176V177H114ZM66 177V178H65ZM93 177H95V179L93 180ZM124 177V178H123ZM212 174L210 171H204L203 172V178H204V182L210 187V185L212 184ZM27 178V180H25ZM74 179L75 181H72L71 179ZM98 178V179H97ZM105 178V179H103ZM128 178V179H127ZM232 178H236V175H232ZM43 179V180H42ZM63 179V180H62ZM97 179V180H96ZM100 179V181H99ZM103 179V181H102ZM110 179V180H109ZM257 179V178H256ZM70 180V181H69ZM87 180V182H86ZM109 180V181H108ZM133 180V181H132ZM259 180V179H258ZM256 181L258 183H256V188L257 190L260 192H256L257 196L259 198H261L264 194L263 190H264V179L262 181V179L260 181ZM30 183H29V182ZM43 181V183H42ZM53 181V182H52ZM55 181V182H54ZM94 181V182H92ZM99 181V182H98ZM107 181V182H106ZM116 181V182H115ZM27 182V183H26ZM92 182V183H91ZM104 182V183H103ZM110 182V183H109ZM115 182V183H114ZM42 183V184H41ZM61 183V184H60ZM113 183V184H112ZM27 184V185H25ZM67 184V185H66ZM69 184V185H68ZM81 184V185H80ZM202 181H198L197 183H195V186H200L198 187V189H202L201 185H202ZM29 185V186H28ZM58 185V186H57ZM64 185V186H63ZM77 185V187L75 188L74 186ZM88 185H90L89 188ZM95 185V186H94ZM104 187H103V186ZM119 185V186H118ZM44 186V188H43ZM72 186V187H71ZM85 186V187H84ZM92 186V187H91ZM109 186V187H108ZM114 186V187H113ZM61 187L63 189H61ZM69 187V188H68ZM78 187H82L80 188V191L78 189ZM88 187V188H87ZM106 187V188H105ZM237 187V188H236ZM259 187V188H258ZM54 188V189H52ZM58 188V189H56ZM65 188V189H64ZM85 188V189H83ZM87 188V189H86ZM93 188V190H92ZM234 191L233 196V205H235L237 208H245L246 206L250 205L252 203L251 199H240V198H236L239 197V194L241 193L240 189L241 187H239V184H237V182H235L234 185ZM262 188V189H261ZM17 189V188H16ZM42 189V190H40ZM46 189V190H45ZM68 189V190H67ZM95 189V190H94ZM104 189V190H102ZM109 191H107V190ZM118 189V190H117ZM75 190V191H74ZM101 190V191H100ZM115 190V191H114ZM59 191V192H58ZM63 191V193H62ZM66 191V192H65ZM70 191V192H69ZM92 191V192H91ZM100 191V192H99ZM105 191V192H104ZM111 191V192H110ZM207 191H210V189L208 188ZM26 192V193H25ZM28 192V193H27ZM42 192V193H43ZM50 192V194H49ZM57 192V193H56ZM69 194H68V193ZM124 192V193H123ZM79 193V194H78ZM84 193V194H82ZM115 193V194H114ZM117 193V194H116ZM121 193V194H120ZM57 194V195H56ZM64 194V195H63ZM90 194V195H89ZM106 194V195H105ZM63 195V196H61ZM85 195V196H84ZM105 195V196H104ZM53 196V197H52ZM69 196V197H68ZM83 196V197H82ZM89 196V197H87ZM92 196V197H91ZM114 196V197H112ZM51 197V198H50ZM71 197V198H70ZM73 197V198H72ZM76 197V200L75 198ZM81 197V198H80ZM53 198V199H52ZM60 198V199H59ZM66 198V199H65ZM105 198V199H104ZM68 199V201H67ZM72 199V200H71ZM87 199V200H86ZM41 199L38 200H31L30 203H39L41 202ZM90 200V201H88ZM106 200V201H105ZM109 200V202H108ZM238 200V201H237ZM44 201V200H43ZM61 201V202H60ZM72 201V202H71ZM86 203H85V202ZM71 202V203H69ZM106 202V203H105ZM236 204H235V203ZM28 203V201H27ZM53 203V204H54ZM91 205H89V204ZM71 204V206H70ZM88 204V205H87ZM86 205V206H85ZM87 207V208H85ZM78 208V209H77ZM80 208L83 209L80 211ZM9 211V212H8ZM5 213V212H4ZM3 211H0V224L1 222L6 218H8L7 215L11 216L12 219V211L10 213L9 209H6V214H4ZM8 213V214H7ZM4 216V217H3ZM7 216V217H6ZM3 217V218H2ZM10 219V223L8 222L7 224L10 226V229H14V236L12 235H6V239L7 242L10 243L13 241L12 238H16V236H18V238L23 234V232H20L17 230V227L13 226L12 224V220ZM4 222V221H3ZM2 225H6L5 223ZM259 225V224H258ZM264 226V223H263ZM256 229H254V232L257 235H259V232L261 235V237H264V231L263 230H259L258 227H255ZM264 228V227H263ZM20 232V233H19ZM39 231L34 234H31V236H33L31 238V236H26L24 235L22 237L21 243H18L19 246L20 245H25L24 243L27 244V246L30 247H34V249H28V250H23L22 249H17V253L19 254V257L17 258L16 256V260L19 263L20 261H22V257H24V254H26V251L28 254H26V256H31L30 258L33 257H37L41 260H45L50 263L49 260L54 261L53 258H55V262L59 263V264H67L68 262V255L67 253L64 251V249H56L53 245L51 246L50 240H43L40 236V234H38ZM38 234V235H37ZM229 235L232 233H228ZM234 234V232H233ZM30 235V234H29ZM38 237H37V236ZM29 237V239L27 240V238ZM34 237H37L34 239ZM41 239H40V238ZM252 238V237H251ZM23 239L25 241H23ZM34 239V240H33ZM9 240V241H8ZM33 240V241H32ZM38 240V242H37ZM42 242H40V241ZM251 240V239H250ZM23 241V242H22ZM32 241V242H31ZM17 242V241H16ZM31 242V243H30ZM42 243V244H41ZM45 243V244H44ZM49 243V244H48ZM13 244V242L11 243V245ZM48 244V245H47ZM54 244V243H53ZM37 246H41V248L37 247ZM51 248L49 250V248ZM43 248V250H42ZM38 249V250H37ZM46 249V250H45ZM54 249V250H53ZM34 250V251H33ZM36 250V251H35ZM41 250V251H40ZM45 250V251H44ZM58 254H57V252ZM45 255H44V253ZM50 251V252H49ZM55 251V252H54ZM20 252V253H19ZM24 252V253H23ZM36 252V255H35ZM38 252V253H37ZM48 252V253H47ZM34 255H32V254ZM42 253V255H41ZM65 254V255H60V254ZM23 254V255H22ZM31 254V255H30ZM48 254V255H47ZM50 254V255H49ZM57 254V255H56ZM39 255V256H38ZM63 256H65L63 258ZM48 257V258H46ZM142 256L140 254H134V255H130L129 258L128 256H125L124 258L121 259V261L119 262V264H122V262L124 264H147L145 261H143V259L141 258ZM170 257V256H169ZM52 258V259H51ZM137 258V259H136ZM57 259V260H56ZM63 259V260H62ZM66 260V261H65ZM131 260V261H129ZM51 261V262H52ZM60 261V262H58ZM62 261V262H61ZM65 261V262H64ZM128 261V262H127ZM79 262H82L81 260H79ZM126 262V263H125ZM167 262V261H165ZM175 262L177 263V261L175 260ZM76 264V263H75ZM82 264V263H79ZM151 264V263H148Z\"/></svg>",
  "mask_w": 264,
  "mask_h": 264
},
{
  "label": "crops",
  "instance_id": "3",
  "mask_svg": "<svg viewBox=\"0 0 264 264\" xmlns=\"http://www.w3.org/2000/svg\"><path fill=\"white\" fill-rule=\"evenodd\" d=\"M2 51H3V47L0 49V55H2ZM11 63H19V62H16V61H13V60H10V59L9 60L8 59H5L3 66L5 67V69L7 71L17 69V67H12V68L8 69L7 68V65H9Z\"/></svg>",
  "mask_w": 264,
  "mask_h": 264
}]
</instances>
